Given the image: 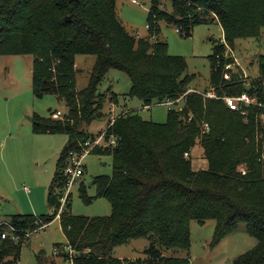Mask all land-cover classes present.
Segmentation results:
<instances>
[{"label":"trees","instance_id":"1","mask_svg":"<svg viewBox=\"0 0 264 264\" xmlns=\"http://www.w3.org/2000/svg\"><path fill=\"white\" fill-rule=\"evenodd\" d=\"M168 1L170 11L161 8L162 0H151L149 34L141 37L126 29L116 12V0H0V55H31L33 94H54L67 107L62 119L36 113L31 117L33 132L67 136L47 194L53 213L14 214L7 221L22 233L36 227V218L42 223L55 218L63 195L61 169L66 155L86 139L82 125L90 124L97 113L100 117L106 113L107 97L117 102L116 93L99 90L106 73L117 69L130 79L127 96L139 99L142 107L167 99L174 103L164 122L145 120L135 110L119 111L109 119L104 140L114 138L116 143L107 153L112 156V173L93 177L91 184L96 197L110 202L111 213L73 215L68 198L59 223L71 253L56 254L73 264H190L189 257L168 256V252L190 248L192 220L200 225L213 220L210 246L244 222L257 242L231 264H264V109L249 106L242 114L220 98L189 91L192 76L185 72V57L170 55L159 36L162 22L188 37L195 25L214 21L231 49L238 39L259 40L264 0ZM225 51L223 42L214 47L209 87L203 92L217 96L247 92L264 103V55L259 57L258 77L245 82L230 70L225 80V65L233 61ZM80 54L94 55L95 61L86 86L77 90L75 65ZM198 143L206 161L203 169H195L191 158ZM78 188L85 197L86 186ZM136 238L148 239L144 258L112 257L115 246ZM23 245L22 239L0 238V263L16 264ZM41 256L36 264H55Z\"/></svg>","mask_w":264,"mask_h":264},{"label":"rangeland","instance_id":"2","mask_svg":"<svg viewBox=\"0 0 264 264\" xmlns=\"http://www.w3.org/2000/svg\"><path fill=\"white\" fill-rule=\"evenodd\" d=\"M150 5L151 0H137V3L131 0H116V12L131 34L147 36V12ZM161 8L170 11L171 3L162 0ZM159 36L168 44L170 55L185 57V72L192 76L189 87L197 91L207 89L211 73L209 57L213 54L214 47L223 40L221 26L214 21L197 24L190 36L182 37L173 25L162 22ZM232 50L233 61L228 71H235L245 82L258 77L259 57L264 55V29L259 40L238 39ZM94 61L95 57L91 54L76 56L77 90L86 86ZM31 65V55H0V221L8 220L11 215L18 213H32L37 216L49 213L47 194L55 176L59 154L67 139L66 134L33 132L31 117L34 113L51 117V112L59 110L61 116L56 119H62L67 107L65 101L54 94L48 93L42 97L33 94ZM129 89L130 79L125 72L110 69L106 73L99 90L116 93L118 100L112 101L107 97L106 102L109 104L105 105L106 113L90 124L82 125L88 132L86 140L97 139L107 128L109 119L114 118L119 111L135 110L145 120L165 121L169 108L167 105L152 104L142 107L139 99L127 96ZM262 122L264 123L263 118ZM95 150H100L102 154L93 153ZM202 151L200 143L191 151L195 169L206 167ZM107 153H112L110 146L100 140L85 156L84 174L79 184L72 186L68 197L73 215L103 217L111 213L110 202L104 197H96V189L91 184L93 177L112 173V156ZM83 185L86 186L85 197H81L78 190V187ZM213 228V220H207L203 225L192 220L190 248L172 250L168 252V256L189 257L190 264H231L237 256L256 245L257 241L247 233L245 223L239 222L217 245L210 246ZM22 240L24 245L16 264H36L40 253L44 259H53L55 264H73L70 259L56 254L65 252L66 242L59 218H54L45 228L35 227L31 234ZM148 244L147 238L132 239L115 246L112 257L128 260L144 258V250ZM7 259L9 258H4Z\"/></svg>","mask_w":264,"mask_h":264},{"label":"built area","instance_id":"3","mask_svg":"<svg viewBox=\"0 0 264 264\" xmlns=\"http://www.w3.org/2000/svg\"><path fill=\"white\" fill-rule=\"evenodd\" d=\"M133 3H137V0H131ZM176 31L179 32V29L176 28ZM222 42L225 45L226 51L225 53H229L230 55L233 54V50L222 40ZM219 55H217L218 57ZM235 59V58H234ZM231 68V64H226L225 65V72L223 73V78L225 80H228L230 78V73L229 69ZM189 91H196L200 94H202L204 97L208 98H220L224 101L225 105L231 109V110H238L242 114H246V108L249 106H258L260 108L264 109V103H261L258 101V99L255 96H251L247 92H243L241 94H235V95H224V96H217L213 91H197L195 89L190 88ZM174 101L167 99L166 101L160 103V104H165L168 107L173 105ZM147 107V106H145ZM51 117L56 119L61 116V111L56 110L51 112ZM262 118L264 119V112L261 113V121ZM113 120V118H112ZM206 130H208L207 124L203 125ZM105 131L95 140H89L85 139L81 143H79V148L78 149H71L68 151L66 158H65V164L61 169V176L64 180V188H63V195L60 198V206L58 208L57 215L55 218H59L60 212L62 211L67 198L69 197V194H71V188L75 184H79V180L84 174V165H83V160L87 154H89L96 145L99 144V141L102 140L104 144H107L109 146H114L115 139L111 138L109 141L105 142L104 136H105ZM185 156L188 155L186 152L184 154ZM25 190L28 191L26 187H24ZM36 227L39 228H45L49 223H42L39 219L36 218L35 222ZM33 230L27 231V232H19L15 229V227L7 220L0 221V238L5 239L6 237H9L13 241H18L22 239L23 237H27L31 234ZM65 251H68L71 253V249L68 245H64ZM55 251L57 248H54Z\"/></svg>","mask_w":264,"mask_h":264},{"label":"crops","instance_id":"4","mask_svg":"<svg viewBox=\"0 0 264 264\" xmlns=\"http://www.w3.org/2000/svg\"><path fill=\"white\" fill-rule=\"evenodd\" d=\"M66 142H67V139H66ZM66 142H65V144H66ZM65 144H64V145H65ZM63 147H64V146H63ZM49 208H50V209H49V213H47V214H50L51 211H53V208H52V207L49 206ZM18 214H22V213H18ZM26 214H30V213H26ZM31 214H32V213H31ZM39 215H43V214H39Z\"/></svg>","mask_w":264,"mask_h":264},{"label":"water","instance_id":"5","mask_svg":"<svg viewBox=\"0 0 264 264\" xmlns=\"http://www.w3.org/2000/svg\"><path fill=\"white\" fill-rule=\"evenodd\" d=\"M100 115H101V113H97V117H100ZM52 213H53V211H51L50 214H52Z\"/></svg>","mask_w":264,"mask_h":264}]
</instances>
